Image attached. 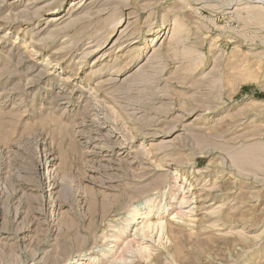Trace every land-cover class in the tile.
I'll return each mask as SVG.
<instances>
[{"label":"rangeland","instance_id":"rangeland-1","mask_svg":"<svg viewBox=\"0 0 264 264\" xmlns=\"http://www.w3.org/2000/svg\"><path fill=\"white\" fill-rule=\"evenodd\" d=\"M91 2L0 0V264H94L146 195L117 264H264V0Z\"/></svg>","mask_w":264,"mask_h":264},{"label":"bare ground","instance_id":"bare-ground-1","mask_svg":"<svg viewBox=\"0 0 264 264\" xmlns=\"http://www.w3.org/2000/svg\"><path fill=\"white\" fill-rule=\"evenodd\" d=\"M94 1L95 0H92L91 4ZM73 8H75V7H73ZM78 8H80V7H78ZM75 10H77V9H75ZM119 42H121V40ZM114 45H115V43H114ZM94 50L96 51L97 49H94ZM88 53L89 52H86L84 55L80 56L81 57L80 63L82 62V60H84L86 58V55ZM113 115H114V113H113ZM216 180H213V182L206 184L207 187H209L208 195H210L209 192H213V189L216 190L219 188L218 187L219 185L217 184ZM191 184L192 183L189 182V178L187 177V175H184L183 180L179 179L177 177L173 178L172 182H170L168 185H166L168 188L167 191H166V189L162 192L158 191V193L160 192V194H159L160 196L166 195L165 202L163 203V205H160L158 207L159 209L163 210L162 214H163V212L165 214L162 216V218L167 216V214H173V217L174 216L175 217H182L185 214L184 208H185L186 204H188L190 201H192V198H191L192 185ZM205 195H207V193ZM201 196L202 195H199L200 198H202ZM205 199L206 198L204 197L201 200L205 201ZM152 201H153V197L151 195H146L143 202H141L140 204H136L132 210L130 209V211H128V216H126L124 214L122 216L117 215V216H114L113 218H111L106 223V225L104 226V229L102 230V234L100 235V238L102 239L101 248L99 249V251L89 252V254L91 255L89 257V259L93 260V262L96 260L94 264H104V259H106V260L111 259L110 261H112V263L114 262L117 264L118 259L120 258L119 261L122 260L125 257L124 255L127 254L128 252H130L131 250H133V248L135 249V251L138 250L139 253H141L143 251L145 253H148L151 249H153L151 247V245L150 246L148 245L149 247L142 246L143 244L141 241L146 240L147 237L151 238L153 236V233L155 231H157L156 229H158V226H160L163 229L164 226L162 225V222H158L159 220L156 222H153V223L151 221H146L143 223L142 226H133L132 225L133 223L135 224L134 220L136 219L137 214H139V209L147 208L149 214L154 210V208L157 206V204L152 203ZM202 204H204V203H202ZM189 211H192V209L190 208ZM146 212H147V210H146ZM143 217L145 218V216H143ZM169 229L170 228L168 226V230ZM76 236H77V234H76ZM159 237H160V235H159ZM100 238H99V240H100ZM152 239H153V237H152ZM95 252H96V254H95ZM92 254H93V256H92ZM81 260H80V262H81ZM97 260H99V261L97 262ZM126 261L130 262V261H128V259ZM80 262H79V260H77L76 264H81Z\"/></svg>","mask_w":264,"mask_h":264}]
</instances>
